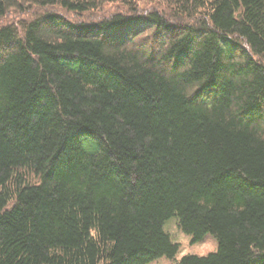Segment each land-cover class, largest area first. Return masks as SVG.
Masks as SVG:
<instances>
[{"label": "trees", "instance_id": "16d2710c", "mask_svg": "<svg viewBox=\"0 0 264 264\" xmlns=\"http://www.w3.org/2000/svg\"><path fill=\"white\" fill-rule=\"evenodd\" d=\"M7 17L0 264L176 260L171 219L217 241L178 264H264V0H0Z\"/></svg>", "mask_w": 264, "mask_h": 264}, {"label": "rangeland", "instance_id": "374dc122", "mask_svg": "<svg viewBox=\"0 0 264 264\" xmlns=\"http://www.w3.org/2000/svg\"><path fill=\"white\" fill-rule=\"evenodd\" d=\"M118 9V6L112 5L109 8L102 10L99 17L106 16L110 12H113ZM16 19L15 17H7L5 19L0 20V24L9 23L10 20ZM86 19V18H85ZM166 231L171 235L172 239L180 244V252L176 256V260H169L168 258H161L151 264H178V261L182 258V256L186 254H199L205 255L209 252L215 251L217 248V241L213 238L212 235H208L206 239L201 243L192 244L190 242V237L183 231L179 229L177 226V222L175 219H171L165 224Z\"/></svg>", "mask_w": 264, "mask_h": 264}]
</instances>
